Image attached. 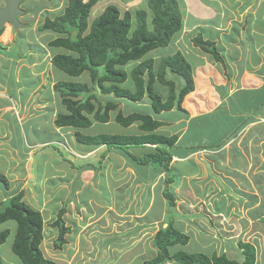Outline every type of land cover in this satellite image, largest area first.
Wrapping results in <instances>:
<instances>
[{
    "label": "rangeland",
    "instance_id": "obj_1",
    "mask_svg": "<svg viewBox=\"0 0 264 264\" xmlns=\"http://www.w3.org/2000/svg\"><path fill=\"white\" fill-rule=\"evenodd\" d=\"M112 1L114 0H98L90 21L99 16ZM226 1L230 4L225 13L233 15V22L234 19L238 21L241 18L239 22L246 25L248 19L250 24L253 20H261L262 15H258V18L252 17L253 15L244 17L247 11L261 9L264 2L262 5L259 4L260 0ZM67 6L68 0H42L26 4L28 13L21 19L26 28L15 30L7 25L0 36V96L5 98L0 97V115L7 113L4 120H0V170L13 183L14 191L23 190L22 201L41 211L47 233L53 220H57L59 211L66 209L64 221L71 228L69 240L62 249L54 248V256L51 257V253L48 256L58 264H143L156 256L151 243L161 225L166 220L175 219V224L180 222L187 226L188 231L183 228L181 231L191 238L186 247H178L175 251L184 250L208 256L213 255V251L220 252L219 255L223 252L231 259L241 261L244 257L242 249L226 248V243L231 240H220L221 234L215 239L204 227L211 223L215 228L218 227L219 219H239L236 221V228L247 234L251 229H246L247 225L243 221L264 218V144L259 147V156L254 159L243 144L237 142L235 144H239L246 155L239 157L233 154L235 150H226L224 155L211 160V157L202 152L195 154L201 173H196L198 170L194 169L191 178L185 176L181 183L176 184V211L173 213L167 208V200L163 196L165 181L169 178L167 174H162L155 183H144L129 168L131 166L123 155L110 152L107 157H103L106 146H98L91 149V152L84 151L79 156L75 147L79 145L76 140L78 130L60 129L55 125L61 108L54 85L60 81L73 80L91 86V79L89 73L74 79L57 70L51 62L54 52L49 44L59 34L39 29L48 19L63 15ZM136 9L138 8L131 10ZM253 66L255 67L250 71L255 75L257 65ZM126 70L130 72V68ZM256 77L246 79L247 93L264 89V82ZM260 80L263 81V78ZM183 84V80L178 82V86ZM259 84L260 88L253 90V86ZM124 86L131 88L128 83ZM198 87L199 91L186 97L185 101L193 115L201 110L202 105L205 108L209 102L217 101L215 96L207 97L203 89ZM114 99L120 101L118 98ZM102 101L106 102L105 99ZM7 102L16 104L18 112L13 106L4 107ZM138 105L148 108L151 102L145 99L136 103L120 101V107L126 115L138 112ZM150 109L151 106L147 112ZM83 132L87 135H129L138 133L139 129L138 125L128 128L111 121L105 125H94ZM202 138L197 136L195 140L200 144ZM54 141L61 144L57 145ZM204 141H208L207 138ZM204 141L201 143L203 147L210 145ZM215 185L220 190L212 193L210 187ZM146 193L150 197L148 194L145 201L143 194L145 196ZM6 194V186L0 183L1 201ZM160 199L166 206L160 205ZM145 202L146 205L150 203L151 207L154 204L156 216L161 212L166 214L167 219L151 223L146 216L149 207H145ZM218 205L219 209L226 207V212L219 216L215 213ZM141 211L145 214H141ZM260 222L263 224H257V236L261 238L259 241L241 238V241L252 242L257 247L260 260L256 264H264V220ZM9 226L12 234L10 233L3 249L8 250L6 253L10 255V259L7 261L8 256L5 255V264H22L9 252L16 224L10 222ZM231 226L233 227L232 223ZM51 248L53 249V245ZM11 258L14 262H11Z\"/></svg>",
    "mask_w": 264,
    "mask_h": 264
},
{
    "label": "trees",
    "instance_id": "obj_2",
    "mask_svg": "<svg viewBox=\"0 0 264 264\" xmlns=\"http://www.w3.org/2000/svg\"><path fill=\"white\" fill-rule=\"evenodd\" d=\"M97 2L98 0H68L63 15L48 19L39 28L59 34L49 44L54 52L51 58L53 66L74 79L89 73L92 83L89 86L88 83L71 80L54 85L61 108L55 125L58 128L77 129V143L89 149L106 146L103 157L116 152L123 155L129 165L150 169L154 178L162 173L167 174L169 178L165 181L163 196L167 200V208L173 213L176 211V197L170 185L180 182L182 175L180 167L172 166V150L179 149V134L164 133L161 128L168 124L165 119L168 113L176 115L181 113L179 110L183 111L184 98L195 90L192 66L181 52L163 58L157 70L154 61L144 57L153 50L168 47L173 36L181 30L183 15L179 2L147 0V8L125 12L110 4L90 21ZM192 41L196 47L213 55L217 62H223L214 42L205 40L201 34ZM126 68H130V72ZM168 73L179 80L169 77ZM180 80L184 84L179 88L177 82ZM156 81L163 86L165 94L155 90ZM126 83H131L132 88L124 86ZM114 98L127 100L128 103L149 100L150 112H147L149 106L141 108L138 105V112L126 115L120 107V101ZM176 108L179 112L174 111ZM181 115L183 116L182 113ZM197 120L194 123L192 121L193 129L195 125L197 127ZM202 120L203 117L198 121ZM111 121L128 128L138 125L139 132L129 135H87L83 132L94 125H105ZM195 136L196 134H189L190 139ZM185 142L189 144L186 151L196 150V145L191 146L189 139H183V143ZM197 147L201 148L202 145ZM192 169L194 170L193 167ZM0 182L9 188L7 177L1 173ZM22 194L20 192L0 203V225L10 220L17 223L13 253L23 264H58L55 260L46 258L40 247L45 229L43 214L22 201ZM65 214L66 209L62 208L53 223V227L59 230L55 241L57 250L67 243L66 235L71 231L64 221ZM262 220L264 218L260 221ZM9 235V230L0 231V245L7 241ZM190 239L189 235L175 226V219L166 220L152 242L157 255L143 264L257 263V249L249 242H240L238 245L244 254L241 261L231 259L225 253L208 256L184 250L175 251L178 247H186Z\"/></svg>",
    "mask_w": 264,
    "mask_h": 264
},
{
    "label": "crops",
    "instance_id": "obj_3",
    "mask_svg": "<svg viewBox=\"0 0 264 264\" xmlns=\"http://www.w3.org/2000/svg\"><path fill=\"white\" fill-rule=\"evenodd\" d=\"M178 2L183 15V24L181 30L173 36L168 47L153 50L149 52L144 57V59H152L154 61V67L157 70L163 58L173 56L177 52H181L192 66L193 78L195 83V90L192 93L188 94L186 97L194 94L195 92H198V86H200L203 89V93L207 94V97L215 96L217 100L216 103L209 102V104H207V107L205 106V108L202 105L201 110L197 113H194L193 115L190 109L187 108L185 97L182 104L183 111L179 110L183 114V116L181 115V113H176L179 112L177 109L174 110L176 111L174 112L176 113V115H172L171 113H168L166 115L165 119H167L166 121H168V124L165 127L161 128V132L171 135L179 134V149L172 150V166L180 167L182 169V175L179 182L181 183L185 176H187L188 178H191L193 176L192 167L198 170V172L196 173H201L200 167L195 160V157H197L195 154L199 152L208 155L209 157H211V160H214L215 158L217 159L221 155H224V151L226 150H235L233 154L235 153L236 155H239V157H242V155L246 154H244L245 152L242 151V149L239 147V144H235L237 142L243 144V147L246 149L247 153L253 155V159L259 156V147L264 144V89L256 91L255 93H247L248 87L245 84V81L247 78L255 77L256 75L257 80H259L260 82H264V6L261 9H255V11L250 10L245 12L244 18H247L246 16L251 17L252 15V17L256 18L258 15H262L261 20H253L254 24H252L253 21L251 19L252 23L250 24L248 19V23L245 25L244 23L241 24L239 22L240 20H242L241 18L238 21L234 19L235 21L233 22V15L225 13V11L228 9L227 6H229L230 4V2H227L226 0H178ZM262 2H264V0H260L259 4H262ZM146 3L147 0H114L110 4L118 6L122 12H125L133 8H146ZM231 21L233 23H229ZM199 34H201L205 40H210L215 43L218 52L222 56V63L217 62L213 55L203 51L193 44L192 39ZM253 64L257 65L254 71L255 75H252L251 73H253V71H250L251 68L255 67L253 66ZM226 73H228L227 77ZM168 74L169 77L171 76L177 81L179 80L171 73ZM260 78H263V81H261ZM128 85H130L132 88L131 83H128ZM260 86V84L257 86H253V90H258ZM154 87L158 93L165 94V89L161 84H159L158 81L155 82ZM0 97L2 99H5L2 96ZM1 104L2 103H0V107H2ZM3 106H13V109L18 112L16 104L7 102V104ZM6 115L7 113H3V115H0V120H4V116ZM201 117H203V120L200 122L198 120ZM195 119H198L197 127L195 125L193 129L192 121L194 123ZM189 134H196V136L194 137V139H192V137L191 140ZM197 136L203 137L200 140L201 142L199 145H201L202 141H204L205 138H207L208 141L204 142L210 143V145L198 148L197 146L199 145H197L198 143L195 140ZM185 138L189 139V143L191 142V145H196V150L186 151V149L189 148V144H186L187 142L183 143V139ZM54 143L57 145L61 144L59 141H54ZM37 145H35V147ZM75 147L77 150L76 153L79 154V156L84 151L91 152V149L87 147L84 148V146L80 144ZM56 161L58 162V165H60L59 159H57ZM129 166H131L129 167L130 169H132L136 174L139 175V177L142 179L141 181H143L144 183L145 181H151L155 183L156 179L159 180L161 178V175L165 174L162 173L160 176L154 178L152 174L153 172L150 169H143L137 165H135V167L132 165ZM0 173L6 175V173L1 170ZM153 183H151V185ZM9 184V188H6L7 194L4 196V199L2 201L0 200V203H2L3 201L5 202L6 200L10 199L20 192L23 193L22 189H20L21 191H14L15 189H12V182H9ZM176 184H178V182L170 185V188L172 192L174 191V193L176 192V188L178 187V185ZM210 188L212 193H217L220 190L217 185ZM148 194L149 193H146L145 196L143 194L145 201ZM150 205V203L146 205L145 202V207H149V211L146 213V216L150 218L148 219L149 221H151V223H155V221H158L160 219H166V214L163 215L161 212H159V216H156L154 213V204L152 207ZM160 205L166 206L163 203V200H161ZM217 207L218 208L215 213L218 216L219 214L221 215L224 211L226 212V207H223L221 209H219V205ZM141 214L144 215L145 212L141 211ZM237 220L239 219H219V224H217L218 227L215 228L211 223L205 226L204 229L207 232L210 231L208 233H210V235H212L215 239L221 234L222 239L220 240H231L226 243V248L233 247L234 250H236V248L239 249L238 245L240 242H244L241 241V238H253L257 241L261 239L259 236H257L259 233L257 231L259 227L257 224H263L260 222L261 219H246L247 221H243V223L247 225L246 229H251V231H249L247 234L244 233L242 229L238 230L236 228L237 226L235 225L237 223ZM10 222L15 221L10 220L1 224L0 231L9 230L12 234V230L9 226ZM54 222L55 220H53V223ZM231 223L233 227L231 226ZM15 224L16 229L14 232L12 246L15 241L17 232V223L15 222ZM66 226L69 227L68 225ZM175 226L180 230L181 228L187 231L189 230L187 226L182 225L180 222L175 224ZM262 229L264 230V227ZM238 231H241L240 234L238 233L239 236H237L238 234L233 235V233ZM58 235V228L53 227L52 225L51 229L47 233L45 225L43 243L40 247L43 251L44 256L48 259H51L48 256L50 255V253L51 257L54 256L53 250L55 248V241L57 240ZM68 236L69 235L67 234V242L69 240ZM5 243L0 245V258L2 260V264H5V255L8 256V253H6L8 252V250L5 251V249H3ZM50 244L53 245V249L51 248ZM12 246L9 252H11L15 256V258H18L20 260V258L13 253ZM151 250L153 249L151 248ZM219 253L220 252L215 251L212 252V254L218 255ZM222 254L224 253L222 252L220 255ZM258 257L260 256L257 255V260H260ZM9 259L10 255L8 256L7 261ZM11 262H14V259L11 258ZM20 262L22 263L21 260Z\"/></svg>",
    "mask_w": 264,
    "mask_h": 264
},
{
    "label": "water",
    "instance_id": "obj_4",
    "mask_svg": "<svg viewBox=\"0 0 264 264\" xmlns=\"http://www.w3.org/2000/svg\"><path fill=\"white\" fill-rule=\"evenodd\" d=\"M24 0H8L7 9L0 12V34L5 28L6 23L14 26L15 29H20L23 25L17 20L16 16L20 14L17 10V5ZM167 225H165V228Z\"/></svg>",
    "mask_w": 264,
    "mask_h": 264
},
{
    "label": "flooded vegetation",
    "instance_id": "obj_5",
    "mask_svg": "<svg viewBox=\"0 0 264 264\" xmlns=\"http://www.w3.org/2000/svg\"><path fill=\"white\" fill-rule=\"evenodd\" d=\"M40 1H42V0H24V1L20 2V3L17 5V10L20 12V14H18V15L16 16V18H17V20L23 25V27L20 28V29H25V28H26L25 23H22V22H21V19H22L24 16H26L27 13H28V12L26 11L25 5H26V4H30V5H31V4H33V3H35V2H40ZM46 1H53V0H46ZM7 2H8V0H0V12L3 11V10H6V9H7ZM7 25H9V26H11L12 28H14V26H12V25L6 23V26H7ZM6 26H5V28H6ZM5 28L1 31L0 36L5 32ZM14 29H15V28H14ZM15 30H17V29H15Z\"/></svg>",
    "mask_w": 264,
    "mask_h": 264
},
{
    "label": "clouds",
    "instance_id": "obj_6",
    "mask_svg": "<svg viewBox=\"0 0 264 264\" xmlns=\"http://www.w3.org/2000/svg\"><path fill=\"white\" fill-rule=\"evenodd\" d=\"M240 249V248H239ZM227 255V254H226ZM228 256V255H227Z\"/></svg>",
    "mask_w": 264,
    "mask_h": 264
}]
</instances>
